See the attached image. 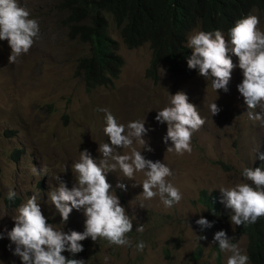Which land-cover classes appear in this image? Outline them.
<instances>
[{
  "label": "rangeland",
  "instance_id": "374dc122",
  "mask_svg": "<svg viewBox=\"0 0 264 264\" xmlns=\"http://www.w3.org/2000/svg\"><path fill=\"white\" fill-rule=\"evenodd\" d=\"M17 3L30 18L38 20L40 36L15 63H9L8 42L0 41V232L5 236L0 239V264H21L13 255L15 245L7 239L5 230H12L16 210L32 195L37 196L43 214L57 230L84 231L82 211L73 210L63 225L54 206L46 201L48 192L57 185L55 176L60 175L72 187L75 179L71 166L78 162L80 151L87 149L94 159L101 158L99 144L109 141L103 133L105 113L98 109H108L125 125L145 121L149 131L144 139L153 151L137 143L133 147L145 159L160 161L171 169L173 174L167 181L180 190L182 200L172 208H165L158 196L144 200L138 197L143 191L139 184L145 179L142 172L133 180H127L119 168L109 172L107 181L133 220V231L126 234L131 246H109L102 238L96 242L88 238L81 242L84 254L74 259H82L85 264H218L219 251L220 264H227L231 253L216 250L218 242L212 244L214 234L221 230L247 255V237L236 233L230 222L231 209L224 204L220 203V213L228 215L227 219L204 231L195 223L202 217L210 219L207 207L199 200L202 191L217 195L220 202L219 189L242 182L244 168L264 167V161L258 159L264 154V121L248 118L247 105L237 89L243 79L238 66L231 74L227 93L215 92L211 82L199 74L192 79L174 77L165 65L159 67L154 82L147 76L152 56L149 44L128 49L113 18L107 15L109 33L118 42V53L125 64L113 87L88 93L77 69L79 59L89 55V45L69 34L67 13L61 10L59 0ZM252 15L259 18L258 28L264 32V11ZM232 60L238 65L237 57L232 56ZM177 91L186 93L190 103L196 101L206 121L192 136L191 153L183 156L166 152L171 146V142L167 146L163 143L167 125L155 120L157 112L169 105V95ZM212 103L220 109L216 116L210 112ZM119 151L127 154L130 149ZM33 167L40 170L39 175L33 173ZM117 183H125L127 191L116 188ZM10 189L21 199L17 207L6 203ZM139 225L144 226L143 232L135 230ZM201 235L207 239L198 240ZM140 241L146 245L142 252L136 249ZM198 248L201 253L196 257ZM62 255L72 256L68 252Z\"/></svg>",
  "mask_w": 264,
  "mask_h": 264
},
{
  "label": "clouds",
  "instance_id": "9594fccd",
  "mask_svg": "<svg viewBox=\"0 0 264 264\" xmlns=\"http://www.w3.org/2000/svg\"><path fill=\"white\" fill-rule=\"evenodd\" d=\"M252 13L242 14L235 26L229 29L228 34L220 30L205 32L200 27L187 32L185 44L191 50V56L187 58V67L189 70H197L194 75H176L166 63H160L156 76H151L148 74L151 56L147 76L156 82L159 67L165 65L174 77L192 79L199 74L211 82L215 92L223 90L227 93L231 74L238 66L243 79L237 85V89L247 105L248 118L264 121V32L258 28L259 18ZM196 29L200 31L193 32ZM39 36L38 20L30 18V13L20 7L17 0H0V41H7L11 49L9 63H15L19 57L27 54ZM232 56L238 58V65L233 63ZM124 64L123 59L117 80ZM94 90L86 89L88 93ZM169 100V105L157 112L155 120L159 124L167 125L163 143L167 146L171 142V146L166 148V152L183 156L185 153H191L192 136L206 121L200 116V108L196 101L194 104L190 103L189 97L183 91L169 95ZM209 108L212 116L220 112L216 103H212ZM257 108L260 109L258 113L254 112ZM98 111L105 113L103 133L109 141L99 144L98 153L101 158L94 159L87 149L80 151L78 162L71 166L75 179L72 187L69 188L60 175L55 176L57 185L48 192L46 201L54 206L63 225L68 222L73 210L82 211L86 218L84 231L81 233L57 230L43 214L37 196L32 195L25 203L18 205L16 215L12 218L15 222L12 230H5L7 239L15 245L13 255L20 258L21 264H85L82 259H69L62 253L68 252L75 256L82 252L84 249L81 242L88 238L93 242L102 238L108 241L109 246H131L126 234L133 231V220L121 206L119 197L107 181V174L116 171L117 168L127 180H133L136 173H143L145 179L139 184L143 191L138 197H143L144 200L158 196L165 208H172L182 200L180 190L167 181L173 174L171 169L160 161L145 159L141 151L133 147V144L137 143L142 149L153 151L144 139L149 131L145 127V121H131L125 125L119 123L108 109ZM121 149H130V152L121 154L119 151ZM20 152L18 151L17 155ZM17 158L16 156L15 160ZM258 159L264 161V154H259ZM67 169L65 167L64 171ZM32 171L34 174H40V170L35 167ZM42 171L46 173L47 169ZM242 177L243 181L235 186L219 189L222 195L220 203L231 209L230 222L236 226L255 224L259 218L264 217V167H246L243 169ZM116 188L127 191L125 183H117ZM15 196V191L10 189L7 199L13 201ZM195 223L201 231L213 227V224L203 217ZM135 230L143 232L144 226L139 225ZM4 238V233L0 232V239ZM197 238L207 239L203 235ZM217 242L221 252L231 253L227 258V264H249V257L242 254L238 245L232 242L225 231H217L214 234L212 244ZM145 246L144 242L140 241L136 249L142 252Z\"/></svg>",
  "mask_w": 264,
  "mask_h": 264
},
{
  "label": "trees",
  "instance_id": "16d2710c",
  "mask_svg": "<svg viewBox=\"0 0 264 264\" xmlns=\"http://www.w3.org/2000/svg\"><path fill=\"white\" fill-rule=\"evenodd\" d=\"M59 4L67 13L69 34L89 45V55L79 59L77 69L87 91L113 86L123 66L118 42L109 33L107 15L113 18L128 49L150 45L152 61L148 74L156 76L157 66L166 63L174 74L192 76L197 70L187 67L191 50L185 44V36L189 30L200 27L205 32L220 30L228 34L242 14L264 11V0H59ZM5 200L15 207L21 201L17 197ZM199 200L207 207L210 223L216 225L228 218L220 213L217 195L202 191ZM235 229L247 237L249 263L264 264V217L255 224L235 225ZM83 249L76 255H83L84 246ZM197 250L196 257L201 253L200 248ZM217 263H221L219 251Z\"/></svg>",
  "mask_w": 264,
  "mask_h": 264
}]
</instances>
